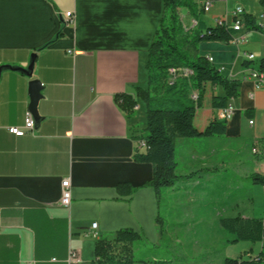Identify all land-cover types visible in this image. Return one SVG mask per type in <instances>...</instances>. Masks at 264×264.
I'll return each mask as SVG.
<instances>
[{
  "label": "crops",
  "instance_id": "obj_1",
  "mask_svg": "<svg viewBox=\"0 0 264 264\" xmlns=\"http://www.w3.org/2000/svg\"><path fill=\"white\" fill-rule=\"evenodd\" d=\"M238 5L264 29L261 0L217 2L200 19L213 26ZM183 12L190 22L189 11ZM66 13L73 23H66ZM164 16L165 0H0V264H91L96 259L93 232L102 238L131 229L157 241L162 200L158 206L154 189L146 185L154 168L136 161L137 152L145 153L138 146L144 135L135 106L128 109L119 98L137 101V89H146L148 51ZM239 34H245L246 44L199 47L223 76L241 81L239 97L228 104L234 108L230 120H222L221 110L212 107L213 96L224 93L210 85L194 119L199 132L218 122L225 133L175 140L182 179L165 196L168 201L184 194L196 197L197 214L209 202L214 215L221 216L219 203L231 194L227 179L233 175L264 174L263 159L251 153L264 139V84L256 89L250 77L259 69V52L258 60L264 57V35L247 28ZM32 60L31 76L17 71ZM33 80L42 85L35 129L17 137L9 129L24 127ZM136 107L141 109V102ZM235 164L245 171L233 172ZM66 179L70 207L60 203ZM120 184L126 185L121 193ZM214 184L225 186L208 198ZM249 192L253 195L248 191L247 198ZM253 215L252 209L242 217Z\"/></svg>",
  "mask_w": 264,
  "mask_h": 264
},
{
  "label": "trees",
  "instance_id": "obj_2",
  "mask_svg": "<svg viewBox=\"0 0 264 264\" xmlns=\"http://www.w3.org/2000/svg\"><path fill=\"white\" fill-rule=\"evenodd\" d=\"M201 0H165V16L148 51L146 72L148 84L146 89H137V97L145 102L147 107V135L145 153L137 152L135 159L140 163L153 165V178L146 185L151 186L156 194L158 206L161 198L176 183L182 179L177 174L178 161L175 147L176 138H197L222 135L226 131L224 124L213 122L205 131L199 132L194 126V119L203 100L207 85L220 87L223 95L213 96L212 107L222 110L228 107L231 100L239 97L241 81L230 79L215 68L209 58L200 54L199 47L205 42H223L229 44L235 34L231 29L209 26L200 19ZM264 7V0H261ZM187 9L198 25L188 28L181 17V10ZM248 31H257L264 35V29L256 19L249 14L245 16ZM259 71L264 72V57L259 60ZM175 69L177 76L172 77L170 70ZM184 71H189L184 75ZM194 95L196 97H194ZM128 109L137 105V101L122 96L119 98ZM254 148L261 149L260 158L264 161V139L254 143ZM258 156V155H256ZM194 175V174H193ZM193 175L187 176L191 179ZM233 184V189L226 202L219 203V212L231 203L247 198L248 191L253 186L264 187V174L253 173L246 179L235 175L227 179ZM223 181V180H222ZM244 183L246 188L238 187ZM229 185V182L227 186ZM126 185L120 184L118 191ZM225 185H212L207 191L208 198L214 199V194ZM203 188H198L201 190ZM223 194H220L222 196ZM163 217L158 212L156 223L161 225ZM219 225L229 237L230 243L249 242L264 243V218H247L242 216H224L221 213ZM112 237V238H111ZM111 237L99 238L95 246V260L91 264H136L134 253L146 245L143 234L131 229L114 233ZM115 245H121L128 255L115 254ZM149 251V250H148ZM144 254L138 262L141 264H171L157 255ZM224 264H264V246L259 254L249 258H226Z\"/></svg>",
  "mask_w": 264,
  "mask_h": 264
},
{
  "label": "rangeland",
  "instance_id": "obj_3",
  "mask_svg": "<svg viewBox=\"0 0 264 264\" xmlns=\"http://www.w3.org/2000/svg\"><path fill=\"white\" fill-rule=\"evenodd\" d=\"M253 5L254 3H251L248 6V10L251 12ZM180 13L183 21L187 24L183 10ZM249 32L255 35L261 34L257 31ZM260 53L257 56L258 59L261 55ZM258 59L255 65L259 63ZM138 101L141 102L142 108L135 106L134 111L139 117V127L145 137L148 133L147 107L144 101ZM251 153L255 155L252 149ZM236 164L233 166V172L241 173L245 171V168ZM242 175L244 176L245 174ZM243 187L246 188L245 184ZM250 191L251 193L253 191V195H250L249 192L247 199L237 202L232 209L225 208V211H221L222 215L232 217L246 216L250 215L253 209L255 218H264V187L256 185ZM196 199L194 196L189 198L185 194L178 200L173 198V200L168 201L165 195L161 198L163 222L158 229V239L156 242L147 239L145 241L146 245L135 251L134 259L137 261L136 264H141L138 261L143 258L144 254L149 256L155 254L160 259L170 261L171 264H224L227 257L249 258L259 254L264 243H230L228 241L229 237L219 225V216L217 214L216 216L214 215L215 210L211 209L209 202L202 203V213L197 214L196 210H194L198 207ZM166 214L169 215L166 216ZM198 220L201 223L199 228L195 227V224L199 222ZM141 234L144 235V233ZM253 247L255 248L254 250H252ZM114 251L118 256L128 255L121 245H115Z\"/></svg>",
  "mask_w": 264,
  "mask_h": 264
},
{
  "label": "built area",
  "instance_id": "obj_4",
  "mask_svg": "<svg viewBox=\"0 0 264 264\" xmlns=\"http://www.w3.org/2000/svg\"><path fill=\"white\" fill-rule=\"evenodd\" d=\"M228 0H201L200 1V10L203 13H209L212 8L216 5L217 2H227ZM245 16L246 12L243 6L238 5L236 6L231 12L226 13L225 15L218 17L215 20L214 26L220 27V28H225V29H231L235 31V34L231 40L230 43H233L237 46H241L246 44L247 38L245 34L240 35L239 33L243 32L245 29ZM65 21L66 23L70 24L73 23L74 17L71 13H66L65 14ZM261 18H264V15L261 16ZM188 28H194L198 25L197 20L192 19L190 22H188ZM239 34V36H238ZM246 58L250 62H255L256 57L254 54H246ZM209 61L212 62L213 60L209 58ZM189 71H184V75H188ZM170 75L172 77L177 76V71L175 69L170 70ZM250 77L254 80L255 82V87L256 89H259L262 87L264 84V73H257V69L252 70ZM194 97H196L194 95ZM234 114V108L231 106H228L225 109H222L220 112V118L222 120L228 121L231 119V117ZM250 124H253V122H250ZM35 129V120L33 117V114L31 112H28L25 118V124L23 128H10L9 132L17 137H23L26 134L33 132ZM138 146L140 149H146V142L144 138H141L138 140ZM264 149V148H262ZM252 152L255 155H260L261 154V149L259 148H254ZM72 202V193H71V183L69 179H66L62 182V195H61V205L64 207H70ZM97 228V224L92 225V229L95 230ZM92 237L94 239H99V235L96 232L92 233ZM72 259L76 260L77 255L75 252H72L71 254Z\"/></svg>",
  "mask_w": 264,
  "mask_h": 264
},
{
  "label": "water",
  "instance_id": "obj_5",
  "mask_svg": "<svg viewBox=\"0 0 264 264\" xmlns=\"http://www.w3.org/2000/svg\"><path fill=\"white\" fill-rule=\"evenodd\" d=\"M34 67V60H32L30 66L27 69H17V71L24 72L28 75H32ZM41 83L39 81L33 80L31 82V104H30V112L33 114V116H37L38 114V103L41 99Z\"/></svg>",
  "mask_w": 264,
  "mask_h": 264
},
{
  "label": "bare ground",
  "instance_id": "obj_6",
  "mask_svg": "<svg viewBox=\"0 0 264 264\" xmlns=\"http://www.w3.org/2000/svg\"><path fill=\"white\" fill-rule=\"evenodd\" d=\"M260 67V66H259ZM257 73H264V72H261V71H259V69H257Z\"/></svg>",
  "mask_w": 264,
  "mask_h": 264
}]
</instances>
